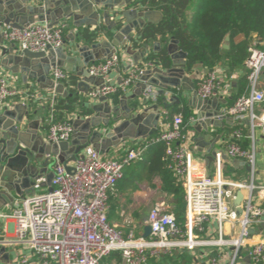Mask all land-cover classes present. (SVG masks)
Masks as SVG:
<instances>
[{"label":"built area","instance_id":"obj_1","mask_svg":"<svg viewBox=\"0 0 264 264\" xmlns=\"http://www.w3.org/2000/svg\"><path fill=\"white\" fill-rule=\"evenodd\" d=\"M46 1L55 0H31V3L41 5ZM68 29L67 22L49 27L36 21L22 30L5 27L3 34L7 44L16 45L20 50L44 52L63 47ZM119 62L120 56L115 54L110 59L90 65L89 75L101 79L103 84L90 90L87 95L89 102L100 98L112 99L119 90L126 91L151 66L148 63L136 67L116 86L110 84L108 78ZM241 67L246 70L248 85L242 95L225 108L223 116L232 118L237 125L226 154L251 166L248 180L227 181L223 178L222 152L217 153L215 160L216 174L210 176L203 159H197L187 147L189 123L178 114L156 136L126 154L109 158L92 148L84 150L74 165L73 175L68 174L65 166L56 159L52 192L18 199L10 212L0 209V222L13 220L16 224L14 243L25 244L36 264H101L115 252L121 254L118 264H151L150 260H160L176 251L193 252L195 247L223 246L233 251L229 264H238L246 248L251 264H264V240L250 245L252 235L248 233V229L258 230L264 225V184L258 183L261 180L258 166L261 149L257 140V131L264 140V41L256 39L251 43L249 57ZM224 73L221 67H216L200 76L196 85L198 97L204 101L227 99L231 95L232 84ZM52 78L55 84L63 85L69 76L62 69L55 68ZM21 95L22 91L12 87L9 76L0 70V114ZM57 95L53 92L45 98V103L50 104L45 119L47 139L55 144L71 141L75 134L72 121L58 122L55 119ZM27 97L28 100L36 98V94H27ZM143 97L152 104L160 99L158 90L151 86L146 88ZM245 131L250 140L247 148L242 144ZM158 144L165 146L168 168L185 189V229L178 224L169 203L163 200L157 202L149 213V238L137 237L133 230L125 234L108 219L110 195L123 180L125 169L141 160L148 148ZM238 191L245 194L244 214L239 219L233 206ZM211 223H217L218 240L200 239L209 232ZM227 230L238 232L229 242L223 239ZM258 234L264 235V230ZM203 257L207 259L205 264H221L219 254ZM16 264H30V261L22 257Z\"/></svg>","mask_w":264,"mask_h":264},{"label":"water","instance_id":"obj_2","mask_svg":"<svg viewBox=\"0 0 264 264\" xmlns=\"http://www.w3.org/2000/svg\"><path fill=\"white\" fill-rule=\"evenodd\" d=\"M111 12L120 16L125 25L121 20L116 23ZM162 19V12L150 9L148 0H55L41 5H34L31 0H0V66L44 82L53 69L72 64L76 74L83 79L80 84L82 92L88 95L91 85L103 84L101 79L89 75L90 65L112 58L121 47L126 49L128 55L134 56L127 44L134 41L133 31L141 30L148 24H159ZM64 20L72 21L76 28L78 56L72 54L73 49L66 50L65 45L56 50L33 52L20 50L4 40L5 27L22 30L36 21L53 27ZM101 20L105 29L113 33L110 41H100L99 36L103 32L95 39L90 37L91 33L98 32ZM229 41L230 37L227 36L223 45L226 50L229 49ZM99 49H105V53ZM155 52H161L160 44L155 45ZM141 54L146 62V49L141 50ZM187 59L188 54L180 49L179 42L171 39L165 54L156 56V60L149 63L151 66L145 69L138 81L139 91L131 98L125 95L118 104L112 103L110 98H100L98 104L92 107L91 115L85 119L72 120L75 134L71 141L55 144L39 135L37 113H34L35 118L30 124L24 121L25 117H31L28 105L18 104L15 111L0 114V199L8 197L13 205L15 197L24 199L35 195L37 188L45 186L52 192L56 159L65 166L68 174L73 175L74 165L84 150L92 148L97 152L108 153L121 142L153 137L159 132L160 121L165 117L161 109L167 111L174 105H180V92H193L189 105L196 110L194 131L200 134L193 143L199 148L207 145L208 159L213 163L217 151L214 149L215 143L209 141L211 137L208 132L227 118L223 113L232 98L200 99L196 83L188 75L191 69ZM140 61L141 58H134V67L144 66ZM50 86L59 95L64 92L62 84L51 82ZM149 86L158 90L162 102L152 104L146 99L138 101ZM67 94L64 92L63 95ZM130 99L136 100V103L129 106ZM244 166L248 172L252 171L251 166L246 163ZM244 200V192L238 191L233 202L238 219L244 214ZM262 230L264 225L258 230L250 228L248 233L255 235ZM150 235L151 228L146 225L143 237L149 238ZM0 257L2 261L9 258L4 248L0 250Z\"/></svg>","mask_w":264,"mask_h":264},{"label":"crops","instance_id":"obj_3","mask_svg":"<svg viewBox=\"0 0 264 264\" xmlns=\"http://www.w3.org/2000/svg\"><path fill=\"white\" fill-rule=\"evenodd\" d=\"M111 16L114 17V21L118 23L123 22L125 25V21L121 19L120 16H117L115 12H111ZM38 22V21H37ZM67 22L69 24V29L66 31L65 34V49L66 50H72V54L74 56H78V51L76 50V45L78 44V40L76 37V28L73 26L72 21H62ZM100 27L105 29V25L103 20H101ZM140 29L134 30L132 33L133 40H137L139 36ZM112 34L111 37L109 34ZM116 33V32H114ZM113 33L109 32L107 29L103 31V34L99 36L100 41H110L112 40ZM75 39V41H74ZM133 42H128V46H130L134 52V56H130L126 53L125 48H119L117 51V54L120 56V62L116 68L110 73L108 81L112 85L119 86L123 79L132 71L135 70L136 67H134V58H141L140 64L145 65L146 62L142 59L141 50L146 49V55L145 58H148L150 55L159 56L161 55V52L164 50V46L160 41L154 42L150 46H140L136 47ZM170 42V41H169ZM226 43V40H225ZM160 44L161 52H155V45ZM169 44V43H168ZM229 45V43H228ZM100 52L103 54L105 53V49H99ZM188 61V59H187ZM98 63V62H96ZM132 66L130 69L129 67ZM224 70V74L229 78L232 84V92L231 95L226 99L229 100L237 94L239 84L243 78H246V70L243 67H239L237 70H229L225 66L221 67ZM0 70L6 72V74L9 76L10 83L12 87L22 91V95L16 98L15 100H12L7 109L4 111H15V107L18 104H25L28 105V97L27 94L34 93L36 94V98H34V104L35 109L33 107H30L31 111V117H25V123L30 124L36 116H38L40 121V129L38 131V134L47 138L48 137V127L45 123V119L47 117L48 111L45 109V98L50 96L54 90L50 89V84L53 81L52 73L51 71L49 77H46L44 82L38 81L39 79H32L26 77L24 73L18 72L13 73L9 70H6L4 67L0 66ZM63 71H65L68 74H72L77 79V92L81 96V98H86L87 95L82 92V87L80 84L82 83L83 79L80 78L76 72H75V66L72 64L66 65L64 68H62ZM206 70L203 68L202 65H196L191 69V72L188 73L189 78L196 83L198 82V79L200 76H202ZM247 79V78H246ZM138 82L132 85L129 89L126 91L119 90L118 92L121 93L118 97L117 101L112 100V103L118 104L119 100L123 96H127L131 98L136 91H139V88L137 87ZM64 86V92L68 93V87ZM94 85H91L90 88L92 89ZM82 88V89H81ZM245 91V90H244ZM64 92H62V96H64ZM117 94V93H116ZM59 95V94H58ZM41 96V97H39ZM170 98V95H168ZM179 97L181 99L180 105L172 106L169 111L175 112L177 109H184L192 114V118L189 123L188 127V134H189V140L187 143V147L194 153V155L197 157V159H203L204 163L207 165V172L210 176H215L216 174V161L213 163L209 161L208 159V151L209 148L206 146H203L202 148L197 147L194 145L195 138L199 137L200 134L194 131L195 121L194 115L196 114V110L189 105V103L192 101L193 98V92H180ZM239 97V96H238ZM144 99L143 95L141 98H138V101H142ZM225 99V98H224ZM231 100L228 101V105L230 106ZM129 106L134 105L136 103V100L130 99L128 102ZM98 104L97 101L93 102H87V107L89 110H92V107L94 105ZM226 106V107H227ZM162 112H167L161 109ZM21 112L23 113L24 110L21 109ZM93 115V114H92ZM88 117V116H87ZM87 117H76L73 120H76L78 118L85 119ZM173 120V119H172ZM172 122L168 123L165 120V117H163L159 124V131L165 129L167 125L171 124ZM236 123L233 121L232 118H226L223 120L218 127H212L210 128L208 135H210L211 144L215 143L214 149L218 152H222L223 159H222V174L223 178L227 181H246L249 179V172L244 166V161H239L236 159L229 158L226 154V148L231 143L233 139V133L236 130ZM158 134V133H157ZM154 137V136H153ZM152 138V137H151ZM150 138L145 139H136V140H127L124 142H121L118 146L113 147L110 149L108 153L101 152L104 156L113 158L118 154H126L130 150H136L140 146H142L146 141H148ZM261 140L263 141L262 147L260 149L263 151L261 153L262 160H264V140L261 137ZM208 144V143H205ZM201 149V152L199 151ZM156 152L153 147L148 148L144 156L141 160H138L134 163H132L129 167H127L124 171V178L121 182H119L117 188L115 191L110 195L109 198V210H108V219L110 223L118 225L121 230L127 234L130 231H134L137 237L144 236L145 233V226L147 225V219L149 216V213L153 206L159 202L163 201L165 199H169L167 192L163 190V181L162 178L159 175H150L148 168L150 167V164L153 160L156 159ZM238 161V162H237ZM260 168V167H259ZM259 177L261 180H259V184H264V174L259 172ZM37 193H43L47 192L48 188L45 186L37 188ZM248 195V192H246ZM12 196V195H10ZM20 198L15 197V201ZM10 199L5 198L2 200L0 199V209L4 212H10L12 210V203L9 201ZM234 206V204H233ZM151 208V209H150ZM124 220H129L130 224H125ZM128 225V226H127ZM217 223H211L208 226L209 232L201 236L202 240L205 239H215L218 238V234L216 232ZM237 230H234V232L227 230L224 234V236H235L237 234ZM17 238V232H16V224L13 220H8L6 222H0V250L2 248L5 249V251L9 254L8 260L4 259V261L1 260L0 257V264H16L22 257L29 258L30 264H36V259L33 257L31 251L27 248L25 244L20 243H14ZM264 240V235L255 234L252 235L249 244H255L259 243ZM201 248V250L198 252L200 253L199 256L195 252H190L191 255L195 256L196 259L199 257L201 260L203 255H217L219 254L221 259V264H229L232 256L233 251L231 248H225V250H220L218 248ZM183 251H176V254H180ZM202 255V256H200ZM205 260L201 262V264H205ZM113 264H117L114 262ZM238 264H251L249 259V250L246 248L243 250V257L238 261Z\"/></svg>","mask_w":264,"mask_h":264},{"label":"trees","instance_id":"obj_4","mask_svg":"<svg viewBox=\"0 0 264 264\" xmlns=\"http://www.w3.org/2000/svg\"><path fill=\"white\" fill-rule=\"evenodd\" d=\"M148 2L150 9L162 12L163 19L159 24H148L141 29L138 39L134 41L135 46L147 47L160 41L164 46L161 52L163 55L169 41L175 39L179 42L180 49L188 54L190 69L202 65L206 71L224 66L232 71L237 70L249 57L251 43L256 39L264 41V0H148ZM104 30L100 27L98 32L91 33L90 37L95 39ZM109 35L111 37L112 34ZM227 36L230 37L228 50L223 48ZM154 60L156 56L150 55L146 63H152ZM68 76V81L64 82L65 87H68V94L57 95L54 107V116L58 122H71L76 117L91 115L87 107L88 100L81 98L77 92L76 77L72 74ZM247 85V79L243 78L230 104L242 95ZM120 94L118 92L112 96V100L117 101ZM162 101L163 99L160 98L159 102ZM28 104L36 108L33 97L28 100ZM45 105L49 113L50 104ZM178 114H181L186 122L192 118V114L184 108L175 112L168 110L165 120L170 123ZM242 144L246 148L250 145L246 131ZM154 149L157 154L156 159L151 162L148 171L150 175H159L162 178L163 190L170 196L171 212L180 227L185 229L186 201L183 183L168 168L165 146L158 144ZM203 260L207 259L200 260L199 257L196 259L190 251L185 250L180 254L175 252L150 262L151 264H201ZM120 261L121 254L115 252L101 264L114 262L118 264Z\"/></svg>","mask_w":264,"mask_h":264},{"label":"rangeland","instance_id":"obj_5","mask_svg":"<svg viewBox=\"0 0 264 264\" xmlns=\"http://www.w3.org/2000/svg\"><path fill=\"white\" fill-rule=\"evenodd\" d=\"M257 140H259V143H258V148L259 147H262V143H263V141L261 140V133L259 132V131H257ZM258 166H260V168H259V170H260V173H262V174H264V160H262V157L260 156L259 157V159H258ZM169 196V195H168ZM170 197V196H169ZM164 201H166V202H170L169 201V199L167 198V199H165ZM151 209V208H150ZM124 223L125 224H130V221L129 220H124ZM127 225V226H128ZM200 239H201V237H200ZM218 240V238H215V239H213V240ZM224 241L225 242H229V241H231L233 238L231 237V236H224ZM201 248L202 247H195L194 249H193V252H195V253H197V254H200V253H198L200 250H201ZM203 248H207V247H203ZM212 247H208V249H211ZM225 248H229L228 246H223V247H221V248H218V249H220V250H225ZM207 249V250H208Z\"/></svg>","mask_w":264,"mask_h":264}]
</instances>
